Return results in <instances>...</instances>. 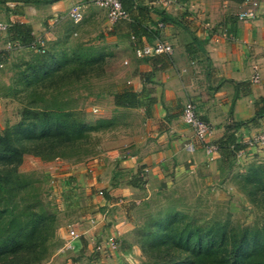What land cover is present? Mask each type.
I'll list each match as a JSON object with an SVG mask.
<instances>
[{"label": "crops", "instance_id": "1", "mask_svg": "<svg viewBox=\"0 0 264 264\" xmlns=\"http://www.w3.org/2000/svg\"><path fill=\"white\" fill-rule=\"evenodd\" d=\"M76 2L84 4V18L92 6H97L88 0L37 4L7 1L0 7V20L29 24L36 39L54 42L58 36L55 26L69 18L67 12ZM134 2L150 9L142 19L145 32L133 34L131 16L114 22L105 19L103 29L105 38L120 48L122 56L131 54V59L127 74L106 93L109 107L102 116H110L116 108L126 109L131 115L124 120L129 123L123 124V135L116 144L108 145L92 159L69 162L55 158L47 162L44 180L51 189L41 198L50 213L59 212L64 204V211L70 215L66 225L57 229L58 244L50 248L46 264H71L73 256L82 254L109 233L122 239L124 225L129 223L137 203V184L142 180L147 185L158 184L174 172L199 173L215 180L224 176V164L234 161V157L264 155V148L246 143L264 129V115L255 114L257 100L264 96V3L260 2L256 18L238 20L240 4L232 0ZM231 6L237 8L232 10ZM156 9L164 11L167 18ZM179 16L182 25L198 39L206 40L202 51L196 50L194 55L187 52L186 45L192 43L189 32L168 19ZM158 40L169 42L172 52L143 58L134 54L136 45ZM3 49L5 40L1 38L0 51ZM255 75L258 81H253ZM125 87L139 93L138 106L114 104V94ZM189 100L209 122L208 141L216 143L217 150L208 152L183 120V105ZM230 134L244 146L237 151L228 149L227 155L223 142ZM223 192L217 189L218 194ZM107 208V219L98 218ZM115 219L123 220L119 231L115 230ZM69 228L79 235L71 239Z\"/></svg>", "mask_w": 264, "mask_h": 264}, {"label": "rangeland", "instance_id": "2", "mask_svg": "<svg viewBox=\"0 0 264 264\" xmlns=\"http://www.w3.org/2000/svg\"><path fill=\"white\" fill-rule=\"evenodd\" d=\"M7 1L49 2L0 0V7L6 6ZM105 19H108L106 11L92 6L78 22L69 18L60 21L54 31L57 40L45 42L44 52L17 46L4 51L7 58L5 67L0 69V134L17 132L20 122L30 121L36 113L50 111L68 120L81 119L92 127L84 132L78 148L63 147L59 159L86 161L117 143L123 135V124L129 123L124 119L131 113L116 108L113 114L103 117L102 111L109 107L106 93L117 79L127 74L131 54L122 56L120 48L105 38ZM52 62V67L44 71L43 65ZM98 119L103 120L98 122ZM31 139L25 135L20 143L34 149ZM258 155L234 157V161L224 164V176L215 180L189 172L167 174L158 184L147 185L142 180L137 184V203L123 228L125 236L117 240L122 256L117 250L99 252L92 243L94 246L73 256L71 264H193L194 255L189 247L196 249L194 245L199 243V237L201 243L211 244L209 251L201 256L202 263L227 262L230 250L237 243L244 242V238H260L257 230L264 227V155ZM50 160L31 150L24 153L17 171L25 185L14 191L19 209L24 205L22 199L31 201L34 197L30 194L36 191L49 213L41 194L51 189L44 180ZM219 187L225 194L217 193ZM64 206L59 211L62 213L54 214L56 230L49 248L57 246V229L66 225L70 215ZM49 254L50 250L40 264H46Z\"/></svg>", "mask_w": 264, "mask_h": 264}, {"label": "trees", "instance_id": "3", "mask_svg": "<svg viewBox=\"0 0 264 264\" xmlns=\"http://www.w3.org/2000/svg\"><path fill=\"white\" fill-rule=\"evenodd\" d=\"M121 3L133 21L131 24L133 34L140 35L139 30L145 32L146 28L143 26L142 19L147 17L150 9L135 3L134 0H121ZM155 12L166 16L164 11L156 9ZM168 19L182 25L181 17H168ZM186 29L192 39V43L186 45V50L189 55H194L196 50H203L206 40L198 39L193 31ZM5 39L18 42L25 48H31L32 43L37 40L30 25L19 21L8 22ZM42 48L45 51V47ZM5 50L9 51L1 50L0 57L5 60L6 65ZM52 64L53 62L49 65L45 63L43 70H48L47 68L52 67ZM139 97V93L125 87L114 94V104L121 107H136L139 105ZM255 114L256 116L264 115V96L257 100ZM102 120L98 119V122ZM91 128V125L81 119L68 120L59 114L43 111L34 114L33 119L28 122H20L17 132L6 131L0 134V264H40L50 250V239L55 236L56 216L45 210L36 191L30 194L34 197L31 201L27 198L22 199L24 205L22 209H19V200L15 197L14 191L25 185L21 183L22 177L17 171L24 153L31 150L33 154L48 160L60 157L63 154V147L78 148L85 136L84 132ZM25 135L32 138L34 149H27L20 143ZM223 146L225 154L229 155L228 149L237 151L244 144L237 143L234 136L230 134L225 138ZM257 231L261 233L260 238L242 239L244 242L237 243L230 250L227 262L220 264H264V227ZM194 246L197 248L189 247L194 255L191 258L192 263L204 264L201 262V256L211 248L210 241L203 244L199 237V243Z\"/></svg>", "mask_w": 264, "mask_h": 264}, {"label": "built area", "instance_id": "4", "mask_svg": "<svg viewBox=\"0 0 264 264\" xmlns=\"http://www.w3.org/2000/svg\"><path fill=\"white\" fill-rule=\"evenodd\" d=\"M98 7L104 9L107 13V17L110 21L114 22L117 20H129V12L122 6L121 0H88ZM166 4V1L162 2ZM83 6L82 2H76L69 8L67 15L69 19L73 22H78L83 17ZM259 7L260 4L257 0H243L240 4L238 10L236 11V18L238 20H247L254 19L259 16ZM162 24H158L160 27ZM8 28V22L0 20V39L5 40V49L10 50L13 47H21L18 42H12L5 39L6 31ZM44 41L37 39L36 42H33L30 46L33 49H36L40 52H44ZM40 45L41 47L39 48ZM172 45L163 40H158L153 43H144L141 45H136L134 47V54L137 57L143 58L147 56H152L161 53H171ZM5 67V60L0 57V69ZM253 81H258V75L253 76ZM182 117L185 123L191 127L196 135V138L200 143L206 148L208 152H213L217 150L218 145L213 142L208 141V136L211 133V126L209 122L205 121L197 111V106L195 102L189 100L183 105ZM249 147H257L259 149L264 148V129L259 131L253 137L249 138L246 141ZM109 216L108 208L102 211L99 214L100 219L105 220ZM123 224V220L115 219V230L119 231L120 226ZM68 235L72 239L77 237L79 234L74 228H69ZM118 237L114 233L106 234L100 241L95 242V248L99 252L107 253L108 251L118 249ZM67 246L70 247L71 243H67Z\"/></svg>", "mask_w": 264, "mask_h": 264}]
</instances>
